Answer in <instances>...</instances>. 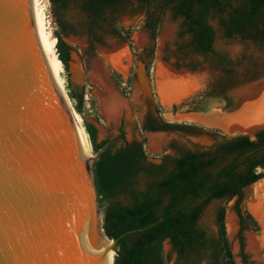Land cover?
Masks as SVG:
<instances>
[{
    "label": "trees",
    "instance_id": "1",
    "mask_svg": "<svg viewBox=\"0 0 264 264\" xmlns=\"http://www.w3.org/2000/svg\"><path fill=\"white\" fill-rule=\"evenodd\" d=\"M131 1L144 7V25L151 41L156 40L161 18L169 10L174 19H183L182 34L191 38L181 50L191 48V52L223 72H229L230 62L215 50L218 31L228 39L240 37L264 43V0H50V3L53 10H66L71 5L79 9L85 16L81 26L94 47L95 43L104 44L106 35L123 36L116 27V19ZM55 15L56 22L62 25L61 17ZM57 39V55L67 71L71 47L60 35ZM188 68L195 71L198 67L191 63ZM65 87L75 111L82 116L84 97L74 103L76 98L69 82ZM83 127L96 156L93 170L103 211L102 228L116 242L114 264H169L171 255L166 258L163 251L166 241L176 254L173 264H234L226 239L224 211L217 217V238L210 237L201 223L211 202L234 197L241 254L246 263L243 234L251 225L256 227L257 222L243 212L241 203L244 189L264 178V128L254 137L244 134L223 137L210 148L199 150L171 144L169 149L177 155H165L160 163H154L148 159L143 142H127L123 131L120 138L124 145L113 149L107 141L98 142L93 124L84 121Z\"/></svg>",
    "mask_w": 264,
    "mask_h": 264
},
{
    "label": "water",
    "instance_id": "2",
    "mask_svg": "<svg viewBox=\"0 0 264 264\" xmlns=\"http://www.w3.org/2000/svg\"><path fill=\"white\" fill-rule=\"evenodd\" d=\"M32 3L0 0V264H105L101 242L114 253L116 242L100 228L96 158L53 79ZM67 73L80 102L85 71L72 50ZM146 74L138 60L132 103L149 96Z\"/></svg>",
    "mask_w": 264,
    "mask_h": 264
},
{
    "label": "rangeland",
    "instance_id": "3",
    "mask_svg": "<svg viewBox=\"0 0 264 264\" xmlns=\"http://www.w3.org/2000/svg\"><path fill=\"white\" fill-rule=\"evenodd\" d=\"M47 1V21L56 41L57 35H60L85 71L83 114L79 116L81 124L83 126L84 121L93 124L98 131V141H107L113 149L124 144L120 138L121 131L126 141L132 139L143 142L148 159L154 163H160L165 155H177L169 149L171 144L190 150L210 148L223 137L233 136L218 126L207 124L210 117H216L219 121V116L225 117L233 112L243 91L264 90V43L240 37L228 39L218 31L215 50L225 55L230 62L229 72H223L215 69L204 57L191 52V48L181 50L191 38L182 34L185 31L183 19H174L169 10L161 18L156 40L151 41L144 25L145 9L137 1H131L124 14L116 19V27L123 33V38L106 35L104 44L95 43L91 47V39L81 26L85 20L84 14L74 5L66 10H53L50 0ZM55 14L61 17L62 25L56 22ZM138 60L147 71L149 96L142 103H132L129 100L135 93L134 76ZM114 61H118L120 68L114 66ZM191 63L198 67L195 71L188 68ZM95 75L106 80L115 94L125 102L116 118L103 112V94L106 89L102 82L93 78ZM63 79L65 84L69 82L65 69ZM66 95L73 107L67 88ZM147 100L149 102L146 105ZM93 157L96 158L94 154ZM263 183L264 178L245 188L241 203L243 212L250 214L257 222L256 227L251 225L243 234L246 263L238 236L240 225L235 211L237 198L211 202L202 217L201 223L208 235L217 238V217L221 210L224 211L226 239L234 264H264L263 229L249 208L253 201L261 200L257 189ZM229 216L234 218L233 230L228 226ZM251 237L257 240L256 250L250 248ZM163 251L166 258L171 255L169 264H173L176 254L172 253L168 241L163 244Z\"/></svg>",
    "mask_w": 264,
    "mask_h": 264
},
{
    "label": "bare ground",
    "instance_id": "4",
    "mask_svg": "<svg viewBox=\"0 0 264 264\" xmlns=\"http://www.w3.org/2000/svg\"><path fill=\"white\" fill-rule=\"evenodd\" d=\"M32 1L33 3L31 9L33 10L34 14L36 32L45 53L47 64L60 93L71 108L73 119L76 123L85 147L86 158L88 159L89 164H91L94 157L90 148L87 133L85 132V129L81 124L79 115L74 111L66 95L65 82L63 79L64 67L58 58L56 49L57 41L49 26L45 12L48 1ZM113 64L117 68H120V64L118 63V61H114ZM97 76L99 75L97 74ZM97 76L95 75L93 76V78H97L96 80H99L100 83L102 82L106 89L105 93L103 94V112L109 117L116 118L125 105V102L115 94L113 88L109 84H107L106 80ZM239 99L240 100L238 102L237 108H235L233 112L225 117L219 116V121L216 120V117H210L209 122L207 121V124L218 126L219 129H222L224 132L229 134L248 133L252 130L264 126V90L246 92L243 91ZM257 195L261 197V200L253 201L251 204H249V208L261 223L263 229L262 241L264 243V183L257 189ZM228 226L230 230H233L235 228L234 218L231 216H229L228 219ZM100 228H102V226ZM101 243L104 250L105 264H114V251L109 249V244L105 242ZM249 245L251 249L256 250V248L258 247L257 240L251 237L249 239Z\"/></svg>",
    "mask_w": 264,
    "mask_h": 264
},
{
    "label": "flooded vegetation",
    "instance_id": "5",
    "mask_svg": "<svg viewBox=\"0 0 264 264\" xmlns=\"http://www.w3.org/2000/svg\"><path fill=\"white\" fill-rule=\"evenodd\" d=\"M148 102H149V100L145 101L146 105H147ZM123 145H124V144H123ZM238 219H239V218H238Z\"/></svg>",
    "mask_w": 264,
    "mask_h": 264
}]
</instances>
